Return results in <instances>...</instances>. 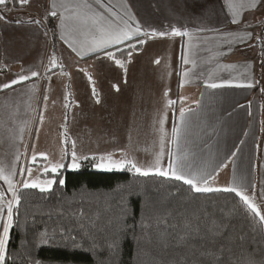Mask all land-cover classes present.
<instances>
[{"label": "crops", "instance_id": "1", "mask_svg": "<svg viewBox=\"0 0 264 264\" xmlns=\"http://www.w3.org/2000/svg\"><path fill=\"white\" fill-rule=\"evenodd\" d=\"M55 2L59 5L61 0ZM52 3L53 0H28L20 4L44 17L40 25L15 20L5 10L0 12L6 18L0 20V84L19 74H39L15 85L14 90L0 91V110L6 106L12 111H24L16 156H9L2 148L0 164H14L19 171L32 112L36 122L31 133V153L38 138L40 144L39 152L34 154L37 162L32 161L34 167L40 162L47 164L41 154L59 162L68 148L71 153L73 140L81 157L79 162L85 156L98 160L109 153L119 159L123 150L145 166L152 165L159 156L161 167L167 169L178 154L186 153L194 167H206L211 172L213 187L242 182L247 194L255 195L260 203V193L264 191V64L262 86L257 92L255 87L262 49L258 38H264V24L253 20L264 14V5L244 10L238 17L242 23L233 25L224 0H111L121 12L127 5L142 29L170 32L179 28L191 33V41L170 35L146 38L141 50L130 58L117 56L125 61L124 68H120L106 56L86 55L82 59L72 52L59 38L58 20L49 15ZM49 20H53V28ZM201 28L219 32L198 31ZM237 31L241 35L250 32L252 37L234 43L230 49L227 44L221 47L215 39L221 33ZM219 52L225 54L219 56ZM53 55L55 66L50 65ZM182 55L190 59L188 65H184ZM191 61H195V68ZM184 71L189 72V77L182 75ZM209 77L216 82L252 81L255 86L208 90L204 84ZM93 87L96 96L92 94ZM97 99L100 103H96ZM169 100L176 103L169 105ZM181 107L191 109L193 115L187 138L178 145L172 128L179 127ZM160 120H164L163 133ZM28 131L30 134V128Z\"/></svg>", "mask_w": 264, "mask_h": 264}, {"label": "trees", "instance_id": "2", "mask_svg": "<svg viewBox=\"0 0 264 264\" xmlns=\"http://www.w3.org/2000/svg\"><path fill=\"white\" fill-rule=\"evenodd\" d=\"M14 3L20 6L17 0ZM2 10L5 9L0 6ZM48 24L53 28V20ZM141 47L137 44L136 50L125 48L117 56L127 57L129 51H140ZM262 66L260 61L256 92L262 86ZM66 152L67 164L70 149ZM79 163L78 170H62L65 184L54 185L50 192L20 189L21 203L11 230L8 264L13 261L14 264H198L202 257L191 256L187 248L174 246L178 231L185 219L199 224L201 231H205L211 226L210 220L219 221L222 217L229 219V233L234 241L231 253H226L230 264L248 254L255 258L256 264H264V225L244 212L234 193L195 194L193 199V194L187 192L188 186L179 181L154 175L141 177L128 171H100L92 159ZM0 190L5 191L1 182ZM122 208H126L127 223L137 225L135 232L119 235L121 226L114 224L108 230V237L119 235L120 247L116 252L104 251L98 256L89 250L91 241L87 239L86 229L98 217L107 220L120 216ZM193 210L198 211L199 221L191 215ZM164 216L168 224L178 225L176 230L169 229L171 235L161 236L156 231L158 219ZM142 220L152 225L150 245L142 238L139 227ZM159 227L163 230L165 222L160 221ZM240 236L244 237L242 241ZM189 244L199 247L201 241L193 239Z\"/></svg>", "mask_w": 264, "mask_h": 264}, {"label": "snow or ice", "instance_id": "3", "mask_svg": "<svg viewBox=\"0 0 264 264\" xmlns=\"http://www.w3.org/2000/svg\"><path fill=\"white\" fill-rule=\"evenodd\" d=\"M21 5L28 3V0H17ZM9 0H0V6L3 8L8 7ZM264 5V0H249L247 4L244 0H240L236 3L235 0H224V7L228 10L230 16V23L233 25H240L244 10H256L258 7ZM123 12L117 10L116 6L108 0H61L57 5L55 0L51 5L49 15L52 18H56L59 22L60 36L59 38L74 52L78 57L85 58V56H91L100 58L106 56L108 60L113 61L115 65L120 68H124L125 61L117 57V53H123L125 48L136 50L137 44L143 45L146 38L149 37H188L191 41V33L187 30H181L179 28H172L170 32L142 29L136 18L130 13L127 5H123ZM6 19L3 15H0V20ZM35 24L40 25V20H35ZM264 24V20L261 21ZM251 26V25H249ZM198 31H215L218 29H198ZM251 39L252 34L250 32H244L242 35L237 32L221 33L215 39L220 41V46L224 44L229 46V49L234 43L246 42V39ZM261 39L262 52L264 56V38ZM191 47V43H189ZM131 51L128 52V57H131ZM224 52H219L217 55L222 56ZM184 65L190 63V59L186 56H181ZM160 61L157 60L158 64ZM192 67L195 68V61H191ZM56 59L53 55L50 60V65L55 66ZM261 64H264V59L261 60ZM225 68L235 67L234 65H225ZM126 71V69H125ZM39 74L37 71H31L29 74H19L17 78L12 79L9 82L0 84V91L14 90V86L24 81H28L30 77H37ZM87 75V73H86ZM184 77H189V72L184 71L182 73ZM91 83V78L89 77ZM208 90H221L225 88H252L255 83L252 81L239 82L233 80H223L216 82L209 77L204 84ZM114 87L117 88L118 86ZM264 92V89H261ZM93 96H96V90L92 89ZM168 93L165 92V96ZM48 96H44V100L47 101ZM96 103H100L97 99ZM169 105H174L176 101L169 100ZM69 105H65L68 107ZM243 107V106H242ZM250 114V113H249ZM191 109L186 110L181 107L179 110V127L174 126L172 128V136L179 145L182 139H186L192 126ZM164 120H160V131L163 133ZM67 142V141H65ZM243 143V141H241ZM72 151L70 156V163L64 162V156H67V152L61 157L59 162L48 161L46 154H41L44 161H48L47 164H42L41 177L24 179L19 181L23 189H38L40 192H50L53 186L59 184L63 186L65 179L63 178V171L65 169L78 170L80 168L79 160L81 157L77 154L75 148V141L71 142ZM233 156L236 152L232 153ZM115 153H109L97 157H91L93 160H97L94 167L102 171H128L141 177H148L150 175L165 177L169 180L182 182L183 185H187V192L193 194H206L214 192H226L234 193L239 198L243 206V210L246 214H250L253 219L259 220L264 225V191L260 193V203H257L255 195L247 194L246 186L242 182H235L230 187H213L210 183L212 180V174L206 167H194L192 162L188 161L186 153L178 154L175 163H170L167 169L161 167L160 157L157 156L150 166L142 165L135 157L129 156V154L121 150L120 158H114ZM85 156L83 159H88ZM19 157H17V160ZM33 163L37 162V157L32 156ZM226 166V165H223ZM33 169L28 167L26 169H20L19 174L25 172L30 176ZM18 175L15 165L4 166L0 164V181L7 186V191L11 193V198L7 199L4 191H0V264H8L9 245L11 242V230L14 227V217L18 212V206L21 203L20 189L16 187V176ZM254 187V186H253ZM202 211V210H200ZM171 213L169 212L168 215ZM83 216V211L80 212ZM196 220H200V216L197 210H193L191 213ZM208 214L205 212V216ZM160 221L165 222V228L160 229ZM211 226L206 227L205 231H201L199 224H192L185 219L183 227L180 228L176 235L175 247L187 248L191 256L202 257V260L198 261V264H230L226 258V253H231V245L234 243L230 236L229 229L231 227L230 221L227 217H222L219 221L212 219L208 222ZM119 224L120 233L123 235L125 231L135 232L137 225L135 223H127L126 208L121 209V215L107 220H101L99 217L93 221L91 226L86 229L87 239L91 241L89 244V250L95 252L98 256L102 255L104 251L116 252L119 245V235H114L112 238L108 237V230L114 225ZM143 241L146 245L152 243V225L147 221L142 220L139 224ZM84 229L85 226L81 225ZM178 225L168 224L167 216L160 217L157 221L156 231L161 235H171L172 232L169 229L176 230ZM62 231L64 229H61ZM198 239L201 241L199 247L190 245L189 241ZM239 239L242 241L243 236ZM167 247V242H165ZM14 264V261H13ZM38 264V262H33ZM232 264H256L255 258L248 254L242 260H235Z\"/></svg>", "mask_w": 264, "mask_h": 264}, {"label": "rangeland", "instance_id": "4", "mask_svg": "<svg viewBox=\"0 0 264 264\" xmlns=\"http://www.w3.org/2000/svg\"><path fill=\"white\" fill-rule=\"evenodd\" d=\"M42 18L45 21L44 17ZM254 19L255 20L253 21L255 23H258L259 21L261 22V20H264V14H262L261 16L259 15L256 18L254 17ZM253 53L254 52L250 51L251 55H253ZM2 109L4 110H0V150L3 148L4 151L9 156H16V153H17L16 148L18 147L21 136H22L20 126H21V120H23V117H24V111L22 108H20L19 112L16 111L15 109L12 111L13 108L11 107L6 108V106L2 107ZM28 119L30 120L29 121L30 127L28 126V129L26 131L27 137L24 139V144L21 149V157H20L21 159H20V164H19L20 165L19 170L32 167L33 171L30 176L26 172L21 175L19 174V171H18L17 184H16V187L18 189H22V185L19 183V181L24 180V179L30 180L32 178H37V177L41 178L39 174L42 172V168L40 167L42 163H37V166L34 167L32 166V159H31L32 157L29 158V155L31 153V148H32V139H33L31 138L32 137L31 133H33L34 131V125H35L34 123L36 122V116H32V112H31ZM29 128H30V134L28 131ZM39 148H40V144H39V138H38L37 141L33 144V150H32L31 156H33L35 153H38ZM48 161L53 162L52 159H48ZM4 192L7 198L9 196L11 198V193L6 192V191Z\"/></svg>", "mask_w": 264, "mask_h": 264}, {"label": "built area", "instance_id": "5", "mask_svg": "<svg viewBox=\"0 0 264 264\" xmlns=\"http://www.w3.org/2000/svg\"><path fill=\"white\" fill-rule=\"evenodd\" d=\"M9 16H12L19 21H35L44 22L43 18L36 12L23 6H16L14 0H9L8 7L4 8Z\"/></svg>", "mask_w": 264, "mask_h": 264}, {"label": "bare ground", "instance_id": "6", "mask_svg": "<svg viewBox=\"0 0 264 264\" xmlns=\"http://www.w3.org/2000/svg\"><path fill=\"white\" fill-rule=\"evenodd\" d=\"M45 28H46L47 32H48V33H50V30H49V28H48V27H46V26H45Z\"/></svg>", "mask_w": 264, "mask_h": 264}]
</instances>
